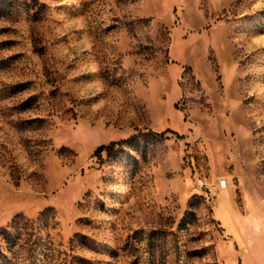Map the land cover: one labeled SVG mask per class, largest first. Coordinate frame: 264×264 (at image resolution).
Listing matches in <instances>:
<instances>
[{"label": "rangeland", "instance_id": "obj_1", "mask_svg": "<svg viewBox=\"0 0 264 264\" xmlns=\"http://www.w3.org/2000/svg\"><path fill=\"white\" fill-rule=\"evenodd\" d=\"M0 264H264V0H0Z\"/></svg>", "mask_w": 264, "mask_h": 264}, {"label": "built area", "instance_id": "obj_2", "mask_svg": "<svg viewBox=\"0 0 264 264\" xmlns=\"http://www.w3.org/2000/svg\"><path fill=\"white\" fill-rule=\"evenodd\" d=\"M197 184L201 190L209 197H214L216 193L222 191L226 187V179L220 178L217 181L205 180L203 178L197 179Z\"/></svg>", "mask_w": 264, "mask_h": 264}, {"label": "trees", "instance_id": "obj_3", "mask_svg": "<svg viewBox=\"0 0 264 264\" xmlns=\"http://www.w3.org/2000/svg\"><path fill=\"white\" fill-rule=\"evenodd\" d=\"M115 142H118V141H112V142H110V143L107 144V145H102V146L100 147V149H110L111 146H112V144H114Z\"/></svg>", "mask_w": 264, "mask_h": 264}]
</instances>
